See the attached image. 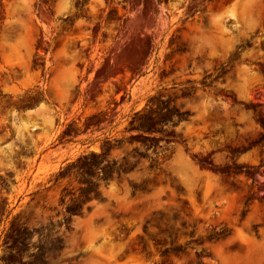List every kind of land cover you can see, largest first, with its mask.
<instances>
[{
  "label": "rangeland",
  "instance_id": "obj_1",
  "mask_svg": "<svg viewBox=\"0 0 264 264\" xmlns=\"http://www.w3.org/2000/svg\"><path fill=\"white\" fill-rule=\"evenodd\" d=\"M0 77V264H264V0H0Z\"/></svg>",
  "mask_w": 264,
  "mask_h": 264
},
{
  "label": "flooded vegetation",
  "instance_id": "obj_2",
  "mask_svg": "<svg viewBox=\"0 0 264 264\" xmlns=\"http://www.w3.org/2000/svg\"><path fill=\"white\" fill-rule=\"evenodd\" d=\"M3 78L0 77V80H2ZM5 97H3L0 93V110H6V107H5ZM28 101L27 100H20L18 101V104H26ZM14 110H23L22 107H17L15 108Z\"/></svg>",
  "mask_w": 264,
  "mask_h": 264
}]
</instances>
